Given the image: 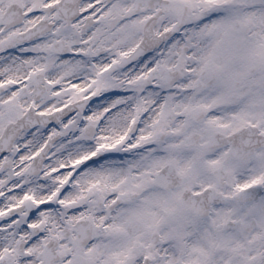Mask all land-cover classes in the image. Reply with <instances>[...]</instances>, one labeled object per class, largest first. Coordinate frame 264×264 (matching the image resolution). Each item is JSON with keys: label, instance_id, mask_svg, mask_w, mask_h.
<instances>
[{"label": "snow or ice", "instance_id": "1", "mask_svg": "<svg viewBox=\"0 0 264 264\" xmlns=\"http://www.w3.org/2000/svg\"><path fill=\"white\" fill-rule=\"evenodd\" d=\"M0 264H264V0H0Z\"/></svg>", "mask_w": 264, "mask_h": 264}]
</instances>
